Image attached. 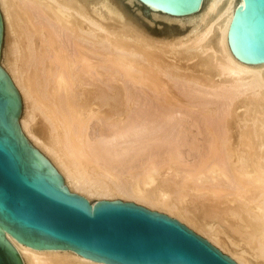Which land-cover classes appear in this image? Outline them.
I'll use <instances>...</instances> for the list:
<instances>
[{
  "label": "bare ground",
  "instance_id": "6f19581e",
  "mask_svg": "<svg viewBox=\"0 0 264 264\" xmlns=\"http://www.w3.org/2000/svg\"><path fill=\"white\" fill-rule=\"evenodd\" d=\"M241 4L148 10L193 23L159 38L116 0H0L1 71L21 98L22 141L63 189L137 204L235 264H264V65L243 68L229 49ZM5 242L23 264H92Z\"/></svg>",
  "mask_w": 264,
  "mask_h": 264
},
{
  "label": "water",
  "instance_id": "95a60500",
  "mask_svg": "<svg viewBox=\"0 0 264 264\" xmlns=\"http://www.w3.org/2000/svg\"><path fill=\"white\" fill-rule=\"evenodd\" d=\"M202 0H138L160 15L194 17ZM0 17V264H23L5 242L40 253L75 254L92 264H235L166 215L122 201L93 206L63 189L36 158L17 122L21 98L1 71ZM243 68L264 65V0H242L230 48Z\"/></svg>",
  "mask_w": 264,
  "mask_h": 264
},
{
  "label": "rangeland",
  "instance_id": "374dc122",
  "mask_svg": "<svg viewBox=\"0 0 264 264\" xmlns=\"http://www.w3.org/2000/svg\"><path fill=\"white\" fill-rule=\"evenodd\" d=\"M116 1L118 5L122 8V13L126 16V18L131 19L135 24L146 30L150 35L154 37H159V38L160 37L166 38L169 36L182 37L187 35L191 31L190 29H192L193 27V23H185L182 27L176 23L166 22L163 19H153L151 17V14L148 12V10L136 2L128 3L126 0H116ZM3 48H4V34L2 32L1 57H2ZM122 202H126V201H122ZM192 232L195 233L194 231ZM195 234L198 235L197 233ZM198 236L201 237L200 235ZM201 238L204 239L203 237Z\"/></svg>",
  "mask_w": 264,
  "mask_h": 264
}]
</instances>
